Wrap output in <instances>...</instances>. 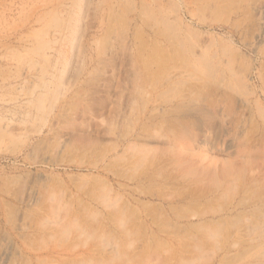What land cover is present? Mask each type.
I'll list each match as a JSON object with an SVG mask.
<instances>
[{
	"label": "rangeland",
	"instance_id": "374dc122",
	"mask_svg": "<svg viewBox=\"0 0 264 264\" xmlns=\"http://www.w3.org/2000/svg\"><path fill=\"white\" fill-rule=\"evenodd\" d=\"M0 264H264V0H0Z\"/></svg>",
	"mask_w": 264,
	"mask_h": 264
},
{
	"label": "bare ground",
	"instance_id": "6f19581e",
	"mask_svg": "<svg viewBox=\"0 0 264 264\" xmlns=\"http://www.w3.org/2000/svg\"><path fill=\"white\" fill-rule=\"evenodd\" d=\"M41 106H42V99L39 98V99H37V100L35 101V108H36V110H37L38 112L41 111Z\"/></svg>",
	"mask_w": 264,
	"mask_h": 264
}]
</instances>
